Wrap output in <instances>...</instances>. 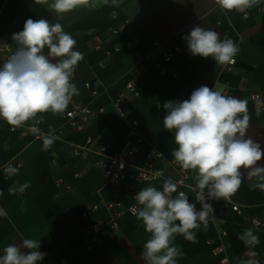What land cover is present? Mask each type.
<instances>
[{
	"label": "crops",
	"instance_id": "crops-1",
	"mask_svg": "<svg viewBox=\"0 0 264 264\" xmlns=\"http://www.w3.org/2000/svg\"><path fill=\"white\" fill-rule=\"evenodd\" d=\"M113 11L118 13L116 18L110 15ZM29 17L60 22L76 39L74 50L84 54L72 81L79 95L66 112L79 104L103 108L104 114L80 132L67 124L66 112L38 114L43 120L42 131L48 132L51 127L59 136L47 151L42 149L41 140L18 136L0 119V164L11 162L20 169L13 177L0 172V208L7 212L6 217H0V255L11 243L34 238L40 240V250L47 254L40 264H145L141 253L149 234L136 216L121 214L118 229L100 236L91 250L87 249V229L92 222L109 220V213L100 207L102 202L128 206L133 193L146 186L162 190L166 178L177 177L170 165L175 161L171 155L176 147L173 133L164 129L166 111L158 104L186 100L201 85L222 88L226 94L248 101L246 136L264 149V0L246 16L235 11L225 15L215 0H122L119 8L100 4L94 10L79 8L62 18L35 0H0V44L9 43L15 50L12 34L21 31ZM194 25L210 28L222 39L227 36L239 44L231 68L187 51L182 37ZM154 42L162 49L176 45L180 52L166 65L160 56L151 53ZM44 54H48L47 49ZM138 55L142 56L139 65L143 72L135 82L141 93H125L119 114L113 103L125 84L133 81ZM156 65L167 67L168 72L161 74ZM91 90L97 94L92 95ZM129 119L138 121L141 141L131 161L133 168L119 181L107 182L101 168L91 165L86 157L72 154L76 147L91 151L97 143L107 145L106 155L114 153L129 138ZM88 138L92 140L89 146L85 143ZM152 150L159 155L157 166L163 175L155 182H134L131 175L143 166ZM194 176L189 170L188 185L195 183ZM29 181L31 187L21 193L19 186ZM9 187L15 189L12 194ZM190 199L195 203V193ZM211 204L215 219L209 220L206 230H197L195 243L176 236L174 243L183 252L178 264H217L223 255L228 264H245L252 259L264 264V191L256 187L255 180H249L244 172L240 188L228 202L215 200ZM232 205L239 211H233ZM93 206L99 207L93 210ZM252 220L260 225L254 227ZM249 227L260 238L254 248L245 247L237 238ZM222 232L225 235L221 237ZM217 246L223 247L224 254H213Z\"/></svg>",
	"mask_w": 264,
	"mask_h": 264
},
{
	"label": "clouds",
	"instance_id": "clouds-1",
	"mask_svg": "<svg viewBox=\"0 0 264 264\" xmlns=\"http://www.w3.org/2000/svg\"><path fill=\"white\" fill-rule=\"evenodd\" d=\"M262 0H215L225 15L233 11L247 15ZM62 18L79 8L94 10L103 4L119 8L122 0H35ZM112 18L118 13L111 12ZM15 51L0 64V119L13 128H21L31 121L30 131L42 141L47 151L59 139L55 129L42 131L38 114L51 112L64 114L79 89L73 83L74 73L84 54L75 49L76 39L64 30L60 22L47 19L25 20L23 29L13 33ZM187 51L193 56L211 58L216 64L235 63L240 51L233 39L210 28L194 25L182 37ZM48 54H44V50ZM166 111L163 127L173 133L176 147L171 155L179 167L195 173V203L188 195L178 192L171 177L163 182L162 190L154 186L140 189L134 196L136 207L132 212L141 221L149 238L143 245L141 258L145 264H178L183 252L174 243L177 235L195 243L197 230L207 229L209 220L215 219L210 200H229L240 188L244 172L256 187L264 191V149L250 136H246L250 116L248 101L226 94L222 88L201 85L186 100H168L162 105ZM19 167L9 163L3 169L7 177L18 175ZM157 175H163L157 172ZM31 182L19 186L23 193ZM9 187L8 192H14ZM3 190L0 189V196ZM200 205L197 209L196 204ZM7 212L0 208V217ZM178 222V223H177ZM245 247L254 248L260 243L254 229L245 228L237 237ZM40 240L23 239L3 249L0 264H40L46 257ZM255 256V252H250ZM245 264H259L248 260Z\"/></svg>",
	"mask_w": 264,
	"mask_h": 264
},
{
	"label": "built area",
	"instance_id": "built-area-1",
	"mask_svg": "<svg viewBox=\"0 0 264 264\" xmlns=\"http://www.w3.org/2000/svg\"><path fill=\"white\" fill-rule=\"evenodd\" d=\"M112 33H115L116 30H111ZM14 48L11 47L9 43H2L0 44V57L1 61L3 62L6 60L13 52ZM180 52V48L176 45H172L162 49L161 44L157 42L152 43V54H156V56H160L164 64H169L172 59ZM106 55H109V52H106ZM142 59V56L138 55L136 57V66L134 67L135 77L133 81H129L125 84L124 91L120 92L117 98L114 101V107L118 111L119 114H122L121 108L119 106L120 100L124 96L125 93H131L133 95H138L141 93L139 87L136 86L135 80L142 75V67H140L139 63ZM233 64L227 65L228 68H231ZM159 72L165 75L168 70L167 67L162 65H156ZM174 76V75H173ZM85 87L88 89L89 84H85ZM92 95H96L97 92L95 90H91ZM104 114L103 108L93 109L88 105H79L74 104L65 114L64 119L70 128L73 131L80 132L83 128L89 124L90 122L94 121L98 117ZM31 121H29L26 125L21 128H13L10 126V131L17 132L18 136L20 137H31V140H39L34 136L31 131ZM43 124V120L41 119V123L38 127H41ZM128 130H129V138L124 142V144L119 148L117 151L110 155H106L107 152V145L97 143L94 148L90 151L88 147L86 148H79L76 147L72 150V154L81 157L88 158V162L91 165H95L102 169L103 175L107 182L115 183L119 181L121 178L126 176L131 168L132 159L135 157L137 153V145L141 141L138 135V121L135 119L127 120ZM86 145H91L92 140L86 139ZM158 154L152 150L147 156L146 161L143 163L142 167L136 168L135 174L131 175L134 182L138 183H147V182H155L161 178V175L158 176L157 172H161V170L157 166V158ZM11 162H7L4 164H0V172H3V169L6 165ZM171 167L176 171L177 177L173 180L178 185V192L183 191L189 197V202H191L190 196L191 194L195 193L192 189L195 187V183L192 185L187 184L188 179V171H183L179 165L173 161L170 162ZM78 174H74V177H77ZM136 193L131 195L132 202L128 206H124L121 202H102L100 204L101 208H104L109 213V220L107 222H99L95 221L90 223L87 229V236H88V244L87 249L91 250L94 245H96L99 241L100 236H106L110 232H114L118 229L117 219L120 217L121 214L124 212L135 216L132 212L133 207H136V202L134 200V196ZM224 202H228L220 199ZM215 200L208 201L209 203L214 202ZM99 206H93L92 209L96 210ZM231 209L235 212H238V207L236 205H232ZM254 227L259 226V222L256 220L251 221ZM225 233H221V237L224 236ZM210 241H207L209 244ZM213 254L215 255H222L224 254V249L222 246H217L213 249ZM217 264H228L227 258L223 255L218 259Z\"/></svg>",
	"mask_w": 264,
	"mask_h": 264
}]
</instances>
